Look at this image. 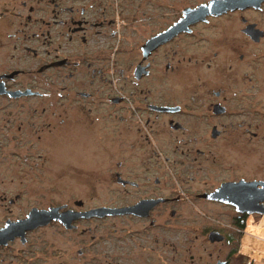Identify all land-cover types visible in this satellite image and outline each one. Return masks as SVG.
Segmentation results:
<instances>
[{
  "label": "flooded vegetation",
  "instance_id": "af4514ba",
  "mask_svg": "<svg viewBox=\"0 0 264 264\" xmlns=\"http://www.w3.org/2000/svg\"><path fill=\"white\" fill-rule=\"evenodd\" d=\"M210 1L0 0V147L2 131L9 130L13 134L14 157L30 158L37 140V144L47 151V155H37L42 160L41 166L45 158L49 161L51 157L73 155L78 174L81 156L78 147L84 146L96 160L112 161L108 179L114 190L119 191V195L112 194L106 204L92 207H87L78 198L71 204H32L27 212L34 207H61L60 210L84 213L106 207L109 213L79 217L69 229L59 221H50L25 231L23 238L15 236L0 247L16 243L19 245L17 254L36 255V259H45L48 264H78V257L88 253L94 264H178V251L170 239L177 235L178 213L185 199H189L191 204H214L230 212V231L222 228L206 231L207 240L210 231L223 236L222 241L210 243L227 241L231 245L226 255L222 259L217 257L214 264H230L232 258L240 256L236 238L240 239L246 224L264 222V213L239 211L232 204L204 197V194L222 186L229 189L228 194L253 193L260 188L259 182H264V173L260 175L259 171L264 169V158L256 154L257 143L264 141V116L259 117L264 114V104L259 101V90L264 89V75L248 74L247 70L238 74V69L227 74L223 68L219 75L212 77L217 79L214 84L201 79L189 81V91L179 98L174 92L179 79L185 80L178 77L181 60L174 58L179 39L195 35H199L198 41L215 50L214 56L218 54L216 50L229 42L233 51L231 60L243 44L261 45L264 27L249 20L245 12L259 10L264 1L259 8L201 10L184 19L185 9H196ZM181 18L184 29L158 37V43L147 53L142 50L148 40L164 33ZM248 25H254L260 35L248 34L245 31ZM136 27L141 34L135 45L137 59L129 61L127 69L116 68L113 56L121 49L124 37L135 35ZM3 37L14 50L23 51L25 57H37L38 64L24 68V60L22 67L3 69ZM235 58L241 67L244 53H237ZM83 65L90 73L86 80L77 72ZM58 68L67 72L40 74ZM108 71L110 74H106ZM25 73L28 80L21 82L19 76ZM147 79L160 84L166 82V93L153 92L143 85ZM120 80L132 83L134 90L113 92L114 85ZM99 84H105V89L100 90L103 86ZM131 96L137 99L133 106L129 105L134 100ZM95 102L100 106H95ZM3 104L15 107L7 109ZM187 121H192L194 128L208 131L211 142L219 141L215 152L227 154L216 158L209 150L186 148L181 153H191L190 159L173 160L172 170L163 171V157L157 140L162 127L184 131ZM83 131L89 135L97 134L96 141L90 138L79 141L78 136ZM131 131L140 137L134 144L129 141ZM133 162L135 166H132ZM15 174L19 177L18 171ZM234 183H240V187L235 190L227 187ZM244 187L246 191L242 190ZM20 199V191L12 196L0 191L1 205L3 202L14 205ZM141 202L147 208L142 213L121 212ZM241 206L264 209V199L255 206L249 203ZM27 212L16 218H6L3 225L6 221L24 218ZM88 219H107V238L93 235L88 243H83L82 238H28L29 233L53 223L65 230H75L82 220ZM163 238H167V242ZM167 243L170 254L163 258V244ZM188 258L193 261L192 255ZM73 259L75 262L71 261Z\"/></svg>",
  "mask_w": 264,
  "mask_h": 264
},
{
  "label": "rangeland",
  "instance_id": "374dc122",
  "mask_svg": "<svg viewBox=\"0 0 264 264\" xmlns=\"http://www.w3.org/2000/svg\"><path fill=\"white\" fill-rule=\"evenodd\" d=\"M245 16L251 21H256L258 26L263 28L264 4L259 10L246 11ZM135 29V35L130 34L124 37L125 42L121 45V49L116 50L113 56L116 68L121 67L127 69L129 61H135L137 59L135 45L138 41L137 38L141 34L139 33L138 27ZM123 35L126 36L125 33ZM198 36L182 37L178 41L179 48L176 51L174 59L181 60L178 77H184L185 80V82H182L179 79L180 82L177 84V89H175L174 93L178 94L179 98L186 91H189V81L201 79L210 82V84H214L217 79L212 77L219 75L223 71V68L226 69L225 73L227 74L233 73L235 69H238V74L247 70L248 74H255L259 77L264 75V42L259 46L243 44L242 48L235 53V57L239 52L244 53L245 60L241 63V67H239L235 57L232 60L230 59L233 56V51L229 42L223 48L221 47L216 50L218 54L214 56L213 52L215 50L208 48L205 42L198 41ZM6 40L7 38L3 37L2 42L4 46L1 51L3 69L7 67H22L24 60V68H32L38 64L40 60L37 57L33 58L30 55L28 56L29 58L25 57L23 51L14 50L12 44H7ZM188 58L190 59L189 61L187 60ZM229 65H231V68H229ZM87 71L84 65L77 69L78 74L83 80L88 79L87 76L90 75ZM66 72V69L58 68L40 74L61 75ZM74 73L77 74L76 70H74ZM106 74H110V71L106 72ZM19 79L21 82L27 81L28 74L20 75ZM52 84L57 85L60 83ZM100 85L103 86L100 90L105 89V84ZM143 85L150 87L153 92L166 93V82L160 84L155 80L147 79L146 82H143ZM134 88L135 86L132 83L120 80L114 85L113 92H117L118 89L128 92V90L133 91ZM58 89L55 88L54 90ZM259 92V101L264 104V89L260 88ZM131 97L134 100L130 101L129 105L133 106L134 103H137V99L134 96ZM3 106L7 109L15 107L11 104H3ZM95 106H100V104L95 102ZM263 116L264 114H259V117ZM192 124V121H187V128L184 131H173L163 125L161 135L157 139L159 140L158 142L163 157V171L172 170L173 160L188 161L192 154H187V156L181 153L182 151L185 152L186 148H203L211 151L212 155L216 156V158L227 154V152H224V154L215 152L219 141L211 142L208 131L203 130L201 127L194 128ZM134 132L131 131L129 139L131 144L138 142L140 138ZM12 135L9 130L2 131L3 144L0 147V191L8 196H12L16 191H20L21 199L14 205H6L4 202L1 205L0 203V226L3 225L6 218L11 219L24 215L32 204L38 206L61 203L71 204L74 199L78 198L87 207H92L99 204H106L112 197V194L114 196L119 195V191L114 190V186L109 183L108 179V174L112 169V161L96 160V157L92 155L89 148L85 149L83 148L84 146L78 147V155L81 156L78 158L77 174V163L73 155H68L66 158L56 157L53 159L51 157L49 161H46L45 158L44 164L41 166L40 162L42 160L37 158V155H47V151L43 146L41 147L37 144V140L34 141L30 158L24 160L14 157L11 141ZM78 138L80 139L79 141H86V138L96 141L97 134L89 135L83 131V134L79 135ZM256 147L257 156L264 158V141L257 143ZM165 157H167V161H165ZM135 165L136 163L133 162L132 166ZM16 171H18L19 177H16ZM259 171L260 175L264 173V169H259ZM182 207L177 217V235L170 239L178 251V264H214L217 257L218 259H222L231 245L227 241L210 243L206 238V231L214 228H222L226 232L230 231L231 228L228 225L230 222V212L214 204L204 202L191 204L189 203V199H185ZM260 222V224H264L263 221ZM251 226L249 224L250 228H252ZM80 229H87L88 231L86 230L85 233H80ZM107 233V219H88L82 220L75 230H65L61 226L53 223L29 233L28 238H82L83 243H88L89 238H92L93 235L98 238H107ZM166 239L163 238V241L167 242L168 239ZM167 244H163V258L166 257L167 253L170 254L171 248ZM240 244V239L236 238L235 245L238 249ZM18 247L19 245L16 243L6 247H0V264H48V261L45 259H36L35 254V256H26L21 252L17 254L19 251ZM189 255L193 256V261H190L188 258ZM246 255H249L248 258L254 261L247 263L248 260L244 259V264H264V232L259 237L243 238L240 256L236 255L237 258H232L230 264H239ZM90 258L89 253L83 257H78V264H94ZM67 261L69 260L67 259ZM71 261L75 262L74 259Z\"/></svg>",
  "mask_w": 264,
  "mask_h": 264
},
{
  "label": "water",
  "instance_id": "95a60500",
  "mask_svg": "<svg viewBox=\"0 0 264 264\" xmlns=\"http://www.w3.org/2000/svg\"><path fill=\"white\" fill-rule=\"evenodd\" d=\"M262 1L264 0H212L207 5H200L196 9H185L184 19L189 18L192 12L201 10L226 11L233 10L237 7L245 8L248 6L259 8ZM184 19L181 18L178 23H175L172 27H170V29L148 40L142 46V50L147 53L154 47V45L158 43V37H161L166 34L171 35V31L172 33H176L177 31L184 29L182 24ZM245 31L250 35H260V32L254 29V25H248ZM214 134L215 132L213 131L212 135ZM259 184L260 188H258L257 191H254L253 193L237 192L228 194L227 191L229 189H224V187L222 186L221 188L215 190L212 193L204 194V197L210 199H217L232 204L239 211L241 210L246 211L247 213L257 212L259 214H263L264 209L256 207L253 208L252 206H241V204L243 203H249L255 206V204L258 203L259 200L264 199V182H259ZM235 185L236 184L234 183L233 186L227 187H231L233 190L240 187V183H237L236 186ZM242 190H245V187ZM60 208L61 207H49L47 209H38L34 207L27 212L24 218L16 221H6L5 224L0 227V244H5L8 240H11L15 236H20L21 238H23L25 231L34 229L35 227L40 225H46L50 221H59L65 228L69 229L73 227L72 222L79 217L104 216L109 213V209L106 207L95 208L84 213L72 211L69 209L60 210ZM145 209L147 208H145L144 203L141 202L136 205L126 207L121 210V212L140 214L145 211ZM208 240L209 242L222 241L223 236L216 231H210L208 234Z\"/></svg>",
  "mask_w": 264,
  "mask_h": 264
},
{
  "label": "crops",
  "instance_id": "0c3cea01",
  "mask_svg": "<svg viewBox=\"0 0 264 264\" xmlns=\"http://www.w3.org/2000/svg\"><path fill=\"white\" fill-rule=\"evenodd\" d=\"M261 222H256V223H253L251 224L252 228L249 227V224H246V226L244 227V229L242 230L241 234H240V247H239V251L241 250V247H242V239L243 238H255L256 236L259 237L261 235V233L264 232V224H260ZM256 235V236H255ZM257 253V252H256ZM258 253H261V252H258ZM240 254V253H239ZM249 255H246L242 258L241 261H243L244 259L248 260L247 263L249 262H253L254 260L253 259H249L248 258ZM245 262L243 261L242 264H244Z\"/></svg>",
  "mask_w": 264,
  "mask_h": 264
}]
</instances>
